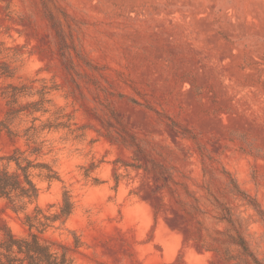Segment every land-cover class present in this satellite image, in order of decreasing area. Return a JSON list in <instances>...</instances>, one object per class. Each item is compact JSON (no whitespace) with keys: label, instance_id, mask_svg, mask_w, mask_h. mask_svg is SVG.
Masks as SVG:
<instances>
[{"label":"rangeland","instance_id":"obj_1","mask_svg":"<svg viewBox=\"0 0 264 264\" xmlns=\"http://www.w3.org/2000/svg\"><path fill=\"white\" fill-rule=\"evenodd\" d=\"M0 40L20 48L10 51L17 72L7 81L54 86L41 120L23 115L11 124L20 135L0 132V155L20 147L57 171L49 181L32 169L37 204L58 213L69 191L72 213L44 236L68 245L73 264H223L201 247L207 231L168 188L158 214L139 195L156 187L158 168L172 172L183 201L194 200L188 187L206 208L208 188L228 202L264 258V222L230 189L237 181L264 209V0H0ZM61 40L75 65L61 56ZM59 107L65 124L29 142L25 129ZM7 109L0 92V119ZM111 110L142 140L143 154L106 137ZM25 221L0 199L1 226L27 236Z\"/></svg>","mask_w":264,"mask_h":264},{"label":"trees","instance_id":"obj_2","mask_svg":"<svg viewBox=\"0 0 264 264\" xmlns=\"http://www.w3.org/2000/svg\"><path fill=\"white\" fill-rule=\"evenodd\" d=\"M71 44L67 40H61L60 49L61 56L67 60L72 66L76 62L71 54ZM19 50V45L15 47L7 46L4 40H0V92L3 99L6 100L8 109L5 119H0V132L6 130L11 136L20 135L18 130L11 127L12 122L23 116H32L33 122L41 120L37 116V112L42 115L49 112L47 104L52 100L47 97V94L54 88L49 86L46 81H42V85L37 87L36 79L30 82L7 81L16 76L17 67L13 66L11 60L13 56L10 51ZM18 53V52H15ZM68 65V64H67ZM39 95L38 99H31L25 102L21 101L22 97H33ZM63 108H57L53 114L54 119L43 122L40 126L33 123L25 129V136L29 142H35L37 135L44 129L57 128L64 125L65 122L59 119L67 116L63 113ZM116 113L111 110V117L104 120V125L108 132L106 137L115 139L124 145L134 149L139 155L144 153L142 140L138 135L130 130L124 122L118 121ZM116 119V121L113 119ZM175 128L178 126L175 122L172 124ZM101 133V132H99ZM177 133H180L177 130ZM112 141V140H111ZM39 147H33L31 154H39ZM14 163V169H11V164ZM140 169L144 166H134ZM40 169V175L45 179L52 181L59 179L57 171L47 162H36L26 154V151L20 147H16L12 153L0 155V199H5L7 206L11 207L16 212L25 213V224L28 226L29 233L27 236H17L7 225L1 226L2 236L0 238V264H73V258L68 255L69 246L57 241L54 238L44 236L45 231L52 223L64 218V220L72 213L74 203L68 190H64L60 212L55 214H47L37 204L41 188L35 181L32 174V169ZM144 169L151 172L149 168ZM225 174H230L224 170ZM120 174H116V182L119 181ZM154 180L156 187L150 186V190L146 194H138L141 197H149L155 213L158 214L162 209H165L168 204L164 200L163 190L169 189L172 197L179 200L184 207L189 206L188 215L198 220L200 224L199 231L205 229L206 234L202 248L213 251L217 257L222 260L223 264H264V258L252 247L247 238L248 223L245 218L236 216L234 208L228 202L221 199L212 193L208 188L209 196L207 199L206 208L201 203V199L190 193L188 187L186 191L193 197V201H183L176 196L177 189L172 188V184H178L172 172L164 168H158L154 171ZM163 183V184H162ZM231 192L240 197L243 202L253 208L264 222V209L258 200L251 196L247 191L243 190L237 181L232 182L230 187ZM160 198V202L156 199ZM32 212L28 211L30 204H35ZM208 217H212L217 221V224H223L224 227H213L206 223ZM37 230V232L34 231ZM191 239V234L187 236V241Z\"/></svg>","mask_w":264,"mask_h":264}]
</instances>
